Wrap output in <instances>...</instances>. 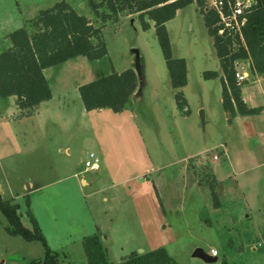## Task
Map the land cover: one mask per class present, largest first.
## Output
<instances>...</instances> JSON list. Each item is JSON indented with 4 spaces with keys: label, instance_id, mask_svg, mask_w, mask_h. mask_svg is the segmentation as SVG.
<instances>
[{
    "label": "rangeland",
    "instance_id": "374dc122",
    "mask_svg": "<svg viewBox=\"0 0 264 264\" xmlns=\"http://www.w3.org/2000/svg\"><path fill=\"white\" fill-rule=\"evenodd\" d=\"M58 1L0 0V53L12 45L11 32ZM66 1L103 27L108 53L53 67L49 81L55 91L62 86L64 101L58 109L55 99L57 113L19 116L11 98L0 97V197L19 205L31 230L32 212L63 264H88L82 239L93 234L112 264L160 247L173 264H209L193 257L196 248L218 251L211 264H264V113L245 125L228 123L220 77L203 76L222 70L200 9L190 4L167 22L172 54L187 62L182 90L190 113L184 115L154 27L142 30L139 14L126 10L104 24L86 0ZM133 49L144 75L141 95L120 112L86 111L78 83L135 70ZM261 83L264 75L250 73L242 86L258 105L264 104ZM92 152L97 170L86 167ZM81 178H93V185ZM212 183L220 208L213 207ZM9 225L0 210V264L44 257L41 242L9 234Z\"/></svg>",
    "mask_w": 264,
    "mask_h": 264
},
{
    "label": "trees",
    "instance_id": "16d2710c",
    "mask_svg": "<svg viewBox=\"0 0 264 264\" xmlns=\"http://www.w3.org/2000/svg\"><path fill=\"white\" fill-rule=\"evenodd\" d=\"M86 1L91 12L104 24L108 21L117 22L123 10L129 14H139L144 31L149 30L153 22L175 91L177 108L184 115L190 113L188 100L182 90L188 84L187 62L185 58L173 56L167 22L175 18L178 10L195 4L204 17L222 70V75L217 70H207L203 76L205 79L220 77L222 103L228 123L236 116L257 115L264 111V106L250 108L246 105L242 98V86L246 81L239 83L235 76L237 60H249L250 73L264 75V0H254L245 10L246 22L241 29L243 40L238 34L219 32V14L208 7L207 0ZM102 29L66 0L40 10L37 16L28 19L24 26L9 34L12 45L0 53V97H15V105L21 110L32 109L51 99L52 92L45 69L78 56L97 60L107 55ZM138 86L136 71L128 68L84 83L78 87V91L85 110L109 108L120 112L130 104ZM215 184H210L213 207L220 208ZM0 210L10 223L6 228L9 234L21 236L26 241H39L45 247L42 259H32L27 264H63L59 253L47 243L30 210L29 215L34 224L32 230L23 225L18 212L19 205L12 200L0 197ZM82 246L88 264H112L98 234L84 236ZM117 264H173V260L166 249L160 247L148 252L134 251ZM219 264L230 263L223 259Z\"/></svg>",
    "mask_w": 264,
    "mask_h": 264
},
{
    "label": "built area",
    "instance_id": "2783aa9c",
    "mask_svg": "<svg viewBox=\"0 0 264 264\" xmlns=\"http://www.w3.org/2000/svg\"><path fill=\"white\" fill-rule=\"evenodd\" d=\"M254 3V0H207L209 8L214 9L219 14V25L221 26L220 33L228 31L230 34H238L243 40L241 33L242 27L245 25L246 17L245 10ZM241 65V66H240ZM235 76L239 83L247 81L250 76L249 61L237 60L235 62ZM215 159H219L215 156ZM86 167L92 170L99 169V160L92 152L89 159L86 161ZM212 256H219L215 249H211Z\"/></svg>",
    "mask_w": 264,
    "mask_h": 264
},
{
    "label": "crops",
    "instance_id": "0c3cea01",
    "mask_svg": "<svg viewBox=\"0 0 264 264\" xmlns=\"http://www.w3.org/2000/svg\"><path fill=\"white\" fill-rule=\"evenodd\" d=\"M74 8H75V5L74 4H72L71 2H69ZM76 9V8H75ZM181 11V9L180 10H178L177 11V14H176V16H175V18L177 17V15H178V13ZM87 16V15H86ZM88 18H89V20H91L90 19V17L89 16H87ZM92 21V20H91ZM171 21V20H170ZM169 21V22H170ZM152 24V26H151V28H153V23H151ZM150 28V29H151ZM78 57H81V56H78ZM75 58H77V57H75ZM74 58H72V59H70V60H68V61H66V62H70L71 60H73ZM66 62H64V63H66ZM68 63H66V64H68ZM61 64H63V63H61ZM61 64H59V65H61ZM57 66V65H56ZM53 67H55V66H52V67H49V68H47V69H45V71H44V73H45V76H46V78H47V81H48V83H49V85H50V88H51V92H52V97H51V99H49V100H47V101H44V102H42V103H40L37 107H34V108H32V109H28V110H21V109H18L17 107V111H18V115L19 116H32V115H39V114H41V113H43V112H45V113H47V112H52V113H57L58 112V110H55L56 112H54L53 110H52V108H54V109H57V108H55V106H54V101H55V99L57 100V96H58V109H60V105H64V101H63V103L61 104L60 103V101H61V98H62V93H61V89H62V86L60 85V86H57L58 88H57V91H55V89L53 88V86H52V84H51V82L49 81V74L50 73H52V71H53ZM221 68V67H220ZM219 72V71H218ZM219 73H221V72H219ZM248 80V79H247ZM263 82V81H262ZM80 85H82V82H79L78 83V85H77V87H79ZM259 88L261 89V91H263L264 92V84L263 83H261L260 85H259ZM7 98H11V102H13L14 103V105H15V97H7ZM65 98V97H64ZM242 98H243V100H244V102L246 103V105L248 106V107H250V108H252V107H258V106H264V104H261V105H258V104H255V103H253V93H247L246 94V92L244 91V89L242 88ZM16 106V105H15ZM87 111V110H86ZM262 113H264V111L263 112H261L260 114H262ZM260 114H257V115H260ZM250 116H253V115H248V116H236L233 120H232V122L231 123H229L231 126H233L236 122H238L239 120H241L242 121V123L245 125V123L248 121V118H250ZM254 116H256V115H254ZM227 117V116H226ZM80 182L82 183V182H85L86 183V185H93V178H92V180H90V181H88V180H86L85 178H81L80 179ZM152 184H153V186H154V188H155V190H156V184L152 181Z\"/></svg>",
    "mask_w": 264,
    "mask_h": 264
},
{
    "label": "water",
    "instance_id": "95a60500",
    "mask_svg": "<svg viewBox=\"0 0 264 264\" xmlns=\"http://www.w3.org/2000/svg\"><path fill=\"white\" fill-rule=\"evenodd\" d=\"M132 52L135 53V55H136L135 71L137 73V76H138V79L140 82V86L138 87V91L136 92V96H140L141 92H142L141 88H142V81H143L144 75H143V71H142V66L140 65V62H139V51L137 49H133ZM129 103L131 104L132 101H130ZM201 117H202V119L204 118L203 111L201 112ZM192 255H193V257H198V258L203 259L206 263H209V264L216 263L218 260L217 256H212V255L206 253L202 248H196L193 251Z\"/></svg>",
    "mask_w": 264,
    "mask_h": 264
}]
</instances>
